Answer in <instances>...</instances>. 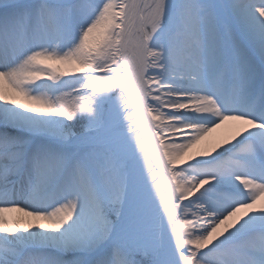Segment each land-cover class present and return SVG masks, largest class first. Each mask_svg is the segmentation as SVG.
Returning a JSON list of instances; mask_svg holds the SVG:
<instances>
[{"label":"snow or ice","instance_id":"obj_1","mask_svg":"<svg viewBox=\"0 0 264 264\" xmlns=\"http://www.w3.org/2000/svg\"><path fill=\"white\" fill-rule=\"evenodd\" d=\"M0 264H264V0H0Z\"/></svg>","mask_w":264,"mask_h":264},{"label":"bare ground","instance_id":"obj_2","mask_svg":"<svg viewBox=\"0 0 264 264\" xmlns=\"http://www.w3.org/2000/svg\"><path fill=\"white\" fill-rule=\"evenodd\" d=\"M227 132V129H221V130H218L217 132L213 133L212 134V137L211 138H221L223 135H225Z\"/></svg>","mask_w":264,"mask_h":264}]
</instances>
